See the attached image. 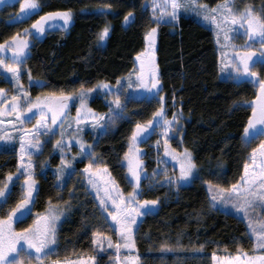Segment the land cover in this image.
<instances>
[{"label": "trees", "instance_id": "16d2710c", "mask_svg": "<svg viewBox=\"0 0 264 264\" xmlns=\"http://www.w3.org/2000/svg\"><path fill=\"white\" fill-rule=\"evenodd\" d=\"M38 1L40 10L22 20L19 27L6 31L0 40H9L17 34L31 36L23 63L32 74L40 76L37 79L41 85L36 88L41 90L47 89L48 81L52 90L75 94L101 80L115 82L136 66L135 59L147 42L148 29H158L155 59L159 64L162 91L167 98L176 97L177 110L181 113L177 137L180 142L176 143L191 151L197 174L190 185L145 190L143 195L157 199L160 205L156 212L141 217L134 228L136 263L215 264L214 259L219 256H238V252L253 255L255 240L250 238L244 218L210 202L217 188L228 189L244 174L253 141L247 142L242 137L257 95L254 83L221 77L213 29L187 15H180L176 24L160 26L150 19V0ZM220 1L200 0L211 6ZM237 3L241 7L254 6L264 16V0H238ZM67 9L72 10L73 19L65 35L59 31L45 36L29 32L35 19L47 12ZM129 12L134 14V19L126 23L124 16ZM105 26L109 31L101 40L99 33ZM92 104L101 113L109 111L100 98ZM140 104L126 106L122 116L109 121L104 132L92 142L96 162L106 166L115 184L124 192L131 186L122 160L133 127L143 120ZM58 139L59 135L55 134L44 139L38 154L31 156L32 168L40 180V199L48 198L65 211L51 256L58 260L93 257L95 264H117L118 255L124 259V252L119 249L117 252L115 245L101 252L93 243V233L114 241L118 234L110 225L106 211H102L90 183L74 172L59 188L51 169L45 167L59 163L54 145ZM155 139L153 132L144 142L147 173L155 166L153 153L148 152L150 142ZM7 157V151H0V177L2 170H9ZM82 163L76 165L81 167Z\"/></svg>", "mask_w": 264, "mask_h": 264}, {"label": "rangeland", "instance_id": "374dc122", "mask_svg": "<svg viewBox=\"0 0 264 264\" xmlns=\"http://www.w3.org/2000/svg\"><path fill=\"white\" fill-rule=\"evenodd\" d=\"M238 0H232V3L230 7L234 9V13L236 15H239V12L245 9L246 7H250L253 14L255 15H261V13H258L254 6H239L237 3ZM225 0L220 1L218 4H223ZM17 3V5L15 4ZM198 4H203L200 2V0H197ZM38 4L40 5V2L38 1ZM217 4V5H218ZM152 0H150V19L152 22L157 23L158 25H164V23H176L179 21V17L175 20H170L169 16L165 15L163 19L160 21H157L153 17V9H152ZM206 5V4H204ZM216 5V6H217ZM208 8L204 11L207 12L209 16L211 15H218L217 13H213L210 10L215 8L216 6L207 5ZM40 10V6L38 9L33 10V13ZM20 5L19 0H0V36L5 35L6 31H9V29H14L19 27L22 20L28 19L31 14H25L24 16L20 15ZM186 13L185 11L181 10L179 15H184ZM188 13L195 17L198 21H204V23L207 26H210L213 29V34L216 39V48L218 49L219 53V70L221 72V77H229L233 81L241 82L248 80L256 85V91L257 94L260 89L259 80L256 78H252L246 75L237 76L233 71V65L238 63L239 61V54H243L244 51H246L244 45L247 44L249 48L255 50V55L253 57V61H249V63L252 66V70L256 71L258 73L259 79H264V61L261 59V44L262 41L258 38L249 39L247 33H246V25L241 26L239 22H237L235 25L229 23L223 26H218V24H213L211 20H205L203 19V13L201 12L198 14L197 12L188 11ZM159 10L156 12V16H160ZM40 18V17H39ZM39 18L35 19L34 21H37ZM73 19V17H72ZM33 21V22H34ZM72 21V20H71ZM69 22L67 27L71 25L72 22ZM32 22V23H33ZM33 25V24H32ZM45 27L47 25L58 26L59 28H63V21L62 18L55 17L51 20H46L44 22ZM66 27V28H67ZM34 34H37V30L32 27V29L29 31ZM60 33L62 31L58 30ZM147 33V32H146ZM145 33V35H146ZM39 35L42 34V32L38 33ZM37 34V35H38ZM61 35V34H59ZM62 35H65V33ZM61 35V36H62ZM22 37H25L28 41V44L31 42V36L29 35H20ZM12 37V36H11ZM60 37V36H59ZM7 38H3V40H0V44H3L5 41H7ZM28 47V46H27ZM157 47L158 43H150L146 42L143 50L140 53V57H136L135 63L136 66L133 67L132 70L129 72L123 74L121 77H118L115 82H108L101 80L94 86H92L90 89L91 91L88 92L87 90H80L77 94L71 93L72 97L69 99L73 105H71V109L68 110V114L64 117L63 120L58 122H53L52 118L48 116L47 114L43 113V119L47 125H51V128L48 129V131H39V142L40 145L42 144V141L44 139H47L48 137L52 136V134L59 135L58 141L54 143L56 148V154L60 157L59 163L56 166L52 165H46V168L51 169V174L55 178L56 185L60 188L62 187L67 179L74 174V172H79L81 176L85 177L86 180L90 183L92 191L95 192L99 202L101 200H106L108 207L105 209L106 213H110L112 211H116L115 206H112L111 199H108L109 196H111L113 199H116L118 204H122V208L127 211H131L133 208H135L137 205H139L140 201H152L155 200L157 203L155 205H146L141 206L139 208L138 213H133V216L135 217L136 223L133 224L132 229V243L133 241V232L134 228L137 226V224L140 222V218L143 217L145 214L156 212L159 209L160 202L155 198H147L143 195V192L145 190H150L154 188H161L162 186L166 187L167 189H176L178 186L183 185H190L193 181L194 177L197 174V167H195L193 171V175L189 177L187 180H185L182 183H168L166 182L167 178L179 176L180 172V165L182 162V154L185 150V148L181 145H177L176 142L179 141L177 139L179 133V124L178 120L175 121L169 128V134L167 136L163 135V129L160 124H157L155 127L149 126V129H146L144 133H141L140 136L137 138L135 144L132 143V138L129 139V146L126 151V153L132 152L135 154V156L142 162L140 165L142 173H147L144 163V156L146 154L145 152V145L144 142L147 141V139L151 136V134L154 132L156 141H151L148 146V152L151 154V158H153L155 162V166L149 170L147 179H143L140 182L139 185V191L137 192L135 196V203L128 204L123 202V197H127V195L133 191V185L130 183L131 188L124 192L121 190L119 186H117L112 178V176L109 175V172L107 171V168L105 166L99 165L96 162V155L93 154L92 148H93V141L97 140L99 136L104 132L106 129V126L109 123L108 119V112H100L98 109L93 107L90 103V100L93 97L102 99L103 103L106 105L107 109L109 110V101H112L115 99L117 95H119L120 100L123 104V107L117 112L112 113V119L121 117L122 111L125 109L126 106L132 107L135 105V103H141L140 104V110L139 113L142 117V121H140L141 124L146 123L148 120L153 119V113L157 110V108L161 107V100L160 97H163V106L165 108V118L171 120L172 115L174 112H178L177 106H176V97H168L163 94V87L161 84V78L159 73V64L157 60L155 59L156 53H157ZM12 45L9 44L6 46L5 49H0V56H3L5 63H13L11 61L12 51H11ZM7 49V52L4 53V51ZM27 48L25 50V55L27 52ZM154 53V57L151 55ZM150 58V59H149ZM155 59V60H153ZM141 62H146L149 64V67L147 70L154 64L158 73V79H159V92L153 96L152 93H150L148 90L143 88H136L134 85L137 83L135 73L140 70V64ZM19 67V81L11 78V73L7 72V70L0 65V79H4L6 81L7 85H10L12 87V93L7 95L5 98H12L13 96L22 97L23 93H27L30 99H27V102H21V117H16L15 112H13L12 116H6L2 112L0 113V137L2 136H10L11 139L5 140L0 138V151H7L8 152V165L7 169L9 170H2L3 176L0 177V186H3L5 183H7L8 188L10 191H8V196L6 200L4 198H0V217L6 216L7 212L16 205V203L24 198L25 195V180H22L24 178V174H22L23 167L29 163L28 156L21 155V135H23L25 132H31L33 127L37 125V121L42 118V113L40 112V109L44 106L41 104H45L46 102H49L51 100L56 99H48L49 94H55L56 96H59L61 92L66 93L64 90H54L53 92L51 90H47L46 88H36V84L30 82L35 81L34 78L40 77L38 75L32 74L30 71H27V67L24 63H21L18 65ZM147 72V71H146ZM231 74V75H230ZM121 81V84H117V80ZM3 81V80H2ZM107 82L111 86V91L108 88H101L98 85L100 83ZM17 83H19V87L17 86ZM132 85V86H129ZM119 90V91H117ZM52 93H49V92ZM155 91V90H153ZM84 92L83 100L84 104H81V95L80 93ZM2 95H0L1 99ZM257 95L253 98V101H255V98ZM148 98V99H147ZM146 100V101H143ZM168 101V102H167ZM4 102H6V99H4ZM28 104H39L40 108H33L36 111L34 112V116L31 117L30 114L26 112L24 113V109L28 107ZM113 108H115V105H112ZM167 107V109H166ZM80 109V112H77V109ZM91 109L92 112L96 114L97 117L100 116V114H104V119L98 120L97 122H93V118L88 115V110ZM153 111V112H152ZM37 112L39 114H37ZM152 114L150 115V113ZM28 114V115H27ZM36 114V115H35ZM150 115V116H149ZM58 118V117H57ZM59 119V118H58ZM111 119V121H112ZM7 121H11V125L7 123ZM139 122V121H138ZM137 124V123H136ZM135 124V126H136ZM135 126L133 127V130L135 129ZM54 129V132L52 131ZM245 133L243 134V136ZM37 138L36 134H32L29 137L25 138V143H27L28 139L35 140ZM167 140V147L168 151H165V143L164 141ZM264 140V135L254 136L250 140H246L247 142L253 141V148H257V159H256V167H253V161L251 158V153L248 155L249 161H248V171L251 173H256L258 171V166L261 162V159H264V157H261L259 152V144L260 141ZM62 141V147L64 150V159L67 161H70L67 165H62L61 163V147L57 146L58 142ZM80 142L84 143V149L80 147ZM180 142V141H179ZM131 146V147H130ZM42 147V145H41ZM41 149V148H40ZM40 149H37L32 153V155L37 154V152L40 151ZM85 149H89L90 152L88 155H83ZM192 154V153H191ZM173 156L176 157V159H173ZM15 159L13 162L10 160ZM193 158V156H192ZM23 160V163H22ZM81 167H78L76 165L77 162H82ZM194 161V159H193ZM32 163V160L30 161ZM122 163L125 164L126 167V175H128V180L130 177V173L128 171V157H124L122 160ZM91 164L92 165V171L89 173H86L84 171L85 165ZM194 164L196 166V163L194 161ZM60 169L58 172L57 169ZM20 169V171H18ZM69 169H74L73 171H69ZM245 170V168H244ZM6 172V173H5ZM8 173H13L12 179L8 180L7 176ZM245 174V171H244ZM243 174V176H244ZM33 175L37 181V185L39 187L40 180L39 178H36V173L33 170ZM59 176V181L57 177ZM91 177V180L89 179ZM241 179V178H240ZM36 187V188H38ZM210 188V185H208ZM36 188L33 189V191H36ZM230 188V187H229ZM228 188V189H229ZM143 189V192H142ZM227 190V189H226ZM119 191L121 193L120 196L116 195V192ZM217 194L216 191L214 194ZM48 198H44L42 207H39V209L30 210V215L26 214L24 219L22 221H27V226L22 225H12V228L15 231H19L21 228H26L29 225H34L35 222L33 221L34 218L43 217V214L48 215L50 211H55L58 219L55 221V227H54V245L57 241V230L62 223V220L65 215V211H63L62 207L56 205L51 200H47ZM223 199V197H222ZM42 201V200H41ZM216 205H218L223 210L229 212H233L235 215H238L239 217H243L246 225H248V219L244 217V209L241 208L238 204H236L235 199L229 201L226 204L221 205L220 201H216ZM29 206V202L25 207ZM20 211H23L21 209ZM249 214L252 216L253 219L256 217H259L260 219H264V208H261L259 205L250 208ZM110 220V225L116 230L115 221L111 220V217L108 215ZM14 219L12 223H14ZM32 222V223H31ZM42 223V221H41ZM249 230V229H248ZM117 238L115 241L111 239L110 237H105L103 234H97V242L95 243L98 247L99 251H104L108 247L115 245L116 250L118 252V249L121 252H124V259L121 258V256L118 255L117 257V264H137L136 263V255L133 249L135 250V247L129 250L128 248L124 247V244L126 243L125 240L121 237L119 232L117 231ZM117 242L120 244V248H117ZM21 244L23 242L21 241ZM56 247V245H55ZM52 245H49V248H51V251H48L46 255L42 256L39 261H37L35 258L28 261L25 259V264H53L54 261H60L61 264H95L93 257H80L75 260H58L54 259L51 255L53 250L55 249ZM32 253L35 252L34 249L30 250ZM259 253H253V255H258ZM252 256V255H249ZM238 259V256H219L215 258V264H231V262H234ZM246 259V257H245ZM126 262V263H125Z\"/></svg>", "mask_w": 264, "mask_h": 264}, {"label": "snow or ice", "instance_id": "6c2138e0", "mask_svg": "<svg viewBox=\"0 0 264 264\" xmlns=\"http://www.w3.org/2000/svg\"><path fill=\"white\" fill-rule=\"evenodd\" d=\"M231 3L232 0H225L223 4H218L215 8L210 10L211 12L217 13L218 15L214 14L211 16H209L207 12L204 11L208 8V6L204 4H198L197 0H152L151 6L153 9V17L157 21L163 19L165 15L169 16L170 20H175L178 16V13L183 10L185 12H197L198 14L202 12L203 19H210L213 24H218V26H223L229 23L235 25L237 22H239L241 26L246 25V33L249 39L251 40L258 38L262 41L260 52L261 59L264 61V16L253 14L250 7H246L239 12V15H236L234 13V9L230 7ZM19 5L21 16H24L25 14H31L33 10L38 9L40 6L38 4V0H19ZM105 7L110 8L111 5H105ZM157 10H159L161 14L160 16H156ZM55 17L62 18L63 26L67 27L69 22L72 20L73 13L71 9L47 12L37 21H34L32 27L37 30V34L39 32H43L45 28L44 22ZM133 19L134 14L131 12L126 13L124 16V21L126 23L132 21ZM108 31V27L105 26L99 33V38L102 40L108 34ZM156 31V27H151L148 29L146 33V39L150 43H154ZM9 44L12 45L11 61H13V63H5L3 56H0V65H2L7 70V72L11 73L12 79L18 82V65L23 62L28 41L25 37H22L18 34L13 35L9 38V40L5 41L3 44H0V49H5ZM244 47L246 51H244L242 55L239 53L237 54L239 56V61L233 65L232 71L237 76L246 75L259 80L260 89L255 101L251 104V114L248 116L247 123L244 127L245 135L242 137L245 140H250L254 136L264 135V79H259L258 73L252 70V66L249 63V61H253V63H255L253 60L255 50L249 48L247 44H245ZM137 57H140V53H137ZM135 77L137 83H135L134 86L136 88L146 89L152 93L153 96L159 92L158 73L154 64L146 72L145 65L143 62H141L140 70L135 73ZM30 82L36 84L37 86L41 85L40 81ZM117 84H121L119 79L117 80ZM17 86L19 87V83H17ZM98 86L101 88H108L111 91V86L107 84V82L100 83ZM4 91V89H0V93H3ZM87 91L90 92L91 89H88ZM84 94V92L80 93L81 104H84ZM71 97V93L61 92L59 96H56L55 94H49L48 99L58 100L59 108L63 109L66 107L67 102ZM11 99V108L14 110L16 117L19 118L21 117V110L18 106V101L22 100L23 102H27V99H30V97L27 93H23L22 97L13 96ZM160 100L161 107L157 108V110L153 113V119L148 120L144 124L139 122L136 124L135 129L131 134L133 144H135L137 138L141 133H144L146 129L151 130L149 126L155 127L157 124L162 126L163 135L167 136L169 134L170 126L180 118L181 113L179 112H174L171 120L165 118L166 110L163 106V97H160ZM109 105L108 119L111 121L112 113L117 112L118 114L117 110L123 107L119 95H117L114 100L109 101ZM112 105H115V108H113ZM33 108H40V105L28 104V107L24 109V112H28ZM0 111H3V109L0 108ZM40 111L42 113V118L37 121V125L33 127L30 133L25 132L23 135H21V155L23 156L26 154L29 159V163H27V165L24 166L22 170L25 180V195L22 200L18 201L16 205L7 212L6 216L0 217V264H25V259L30 261L33 258L39 261L42 256L46 255L48 251H51L49 245L55 247L53 243L54 227L55 221L58 219L55 211H50L46 216L38 217L37 222H35V226L29 225L26 228H21L19 231H15L12 228V221L14 217L19 221L22 220L26 214H28L29 209L25 208V205L28 204L29 198L33 196V189L38 187L37 181L33 175L32 163L30 162L31 156L34 151L41 148L38 139V130L48 131V129L51 128V125H47L43 119L44 109L41 108ZM77 112H80L79 108L77 109ZM88 115L93 118L94 123L98 120L104 119V114H100V116L97 117L91 109L88 110ZM52 120L53 122L56 121L55 110L53 112ZM7 123L11 125V121H7ZM52 131L54 132V129H52ZM32 134H36L37 138L35 140L28 139L27 143H25V138L31 136ZM0 138L5 140L11 139L10 136H2ZM164 143L165 151L167 152L168 141L165 140ZM61 145L62 141L57 143V146L61 147V163L62 165H67L70 163V161L64 159V150ZM80 147L84 149L85 146L83 142H80ZM258 148L261 157H264V140L260 141ZM89 152V149H85L83 155H88ZM125 156L128 157V171L130 173L129 183L133 185V191L130 192L127 197H123V202L133 204L135 203V196L140 190V182L143 179H147L148 174L142 173L140 167L142 162L135 156L134 153H125ZM251 158L253 161V167L255 168L257 148L252 149ZM173 159H176V157L173 156ZM195 167L196 166L194 164L191 151L189 149H185L182 154L179 176L167 178L166 182H184L193 175ZM248 168L249 165L246 163L244 176H242L241 179L235 184L231 185V187L227 190L217 188V194L212 195L210 201L213 206H218L216 205L217 200H219L221 205H223L235 199L236 204L245 210L244 217L248 219L247 227L249 229L250 238L255 240V243L253 244V253L258 252L259 254L249 256L247 252H238V259L234 262H231V264H264V219H260L259 217L253 219L249 214V209L257 205H259L261 208H264V159H261V162L258 166V171L256 173L249 172ZM73 170L74 169H69V171ZM18 171H20V169H18ZM57 171L59 172L60 169L58 168ZM84 171L86 173L91 172L92 165H85ZM12 176L13 173H8L7 179L11 180ZM57 179L59 181V176ZM89 179L91 180V177ZM8 191H10V189L8 188L7 183H5L3 186H0V198H4V200H6ZM209 191H212L211 186ZM69 195H72V193L70 192ZM116 195L120 196L121 193L117 191ZM108 199H111L112 206H115L116 208V211H112L108 213V215L111 217L112 221L116 222V230L126 242L124 247L131 250L135 247L134 243L131 242L133 224L136 223L133 213H138L141 206L155 205L157 201H140L139 205H137L131 211H127L122 208V204L117 203L116 199H113L111 196H109ZM100 204L102 211L108 207L106 200H101ZM21 209H23V211H20ZM21 241L23 244H21ZM96 242L97 234L93 233V243ZM119 247L120 244L117 242V248ZM32 249L35 250L34 253L30 251ZM53 264H61V262L54 261Z\"/></svg>", "mask_w": 264, "mask_h": 264}, {"label": "flooded vegetation", "instance_id": "af4514ba", "mask_svg": "<svg viewBox=\"0 0 264 264\" xmlns=\"http://www.w3.org/2000/svg\"><path fill=\"white\" fill-rule=\"evenodd\" d=\"M58 30H60V31H62L63 33H67L68 32V30H69V27H63V28H59L58 26H53V27H51L50 25H47L45 28H44V31L42 32V34H43V36H45V35H50V34H54V32L55 31H57L58 32ZM157 38V37H156ZM154 42H157L158 43V40H156L155 39V41ZM150 59V58H149ZM144 65H145V71H147V68L149 67V64L148 63H146V62H144ZM36 81H41L40 79H37L36 78ZM49 85V81L47 82V89H49V90H51L52 92L54 91V90H52V89H50V87L48 86ZM94 86V85H93ZM49 92V93H52V92ZM66 93H72V92H70V91H67ZM96 98L97 97H93L91 100H90V103H91V105L93 106V107H95V105H93L92 104V101L93 100H96ZM100 103H98V104H96L97 106L99 105ZM41 105H43L44 107L42 108V109H44V111H43V113L44 114H47L48 116H50L51 118H52V116H53V112H54V110H55V114H56V121L55 122H58V121H61V120H63L64 119V117L68 114V110L69 109H71V105H73L72 104V102L70 101V100H68V102H67V105H66V107H64L63 109H60L59 108V101L58 100H51V101H49V102H46L45 104H41ZM96 109H97V107H95ZM36 111V109L34 110V109H31L30 111H28L27 113L28 114H30L31 115V117H33L34 116V112ZM39 113H41V111L39 112ZM38 112H37V114H39ZM27 114V115H28ZM36 115V114H35ZM59 119H58V118ZM22 180H24V178H22ZM39 187L38 188H36V191H33V196L32 197H30L29 198V206L27 207H25V208H27V209H29V212H28V214L30 215L31 213H30V210H34V209H39V207H42V204H43V201H41V199H40V194H39ZM29 215H28V217H29ZM43 216H46L45 214H43ZM25 217V216H24ZM26 217H27V215H26ZM28 217H27V219H28ZM39 217V216H38ZM38 217L37 218H34V220L33 221H36L37 222V220H38ZM22 220H25L24 218L22 219ZM22 220H17L16 218L14 219V223H12V225L14 226H18V225H22V226H27L28 225V223H27V221H22ZM32 223V222H31Z\"/></svg>", "mask_w": 264, "mask_h": 264}, {"label": "crops", "instance_id": "0c3cea01", "mask_svg": "<svg viewBox=\"0 0 264 264\" xmlns=\"http://www.w3.org/2000/svg\"><path fill=\"white\" fill-rule=\"evenodd\" d=\"M204 4V3H203ZM207 5V4H206ZM216 6V5H214ZM180 13V12H179ZM184 15L186 16H191L188 12L184 13ZM180 15L178 14V17ZM180 18V17H179ZM178 18V19H179ZM195 18V17H193ZM196 19V18H195ZM177 23V22H176ZM174 23V24H176ZM7 52V49L4 51V53ZM25 66L27 67V64L25 63ZM28 68V67H27ZM27 71H30L29 68L27 69ZM31 72V71H30ZM4 81V79H2ZM2 80L0 79V89H4L5 91L3 93H0V95H2L1 99H0V108L3 109V111H0V113L2 112L3 114H5L6 116H12L14 110L11 108V104H12V99L11 98H5L7 95H9L10 93H12V87L10 85L6 84V81L3 83ZM162 84V83H161ZM163 87V84H162ZM4 99H6V102H4ZM18 106L21 109V102L18 101ZM167 109V107H166ZM26 114V112H24Z\"/></svg>", "mask_w": 264, "mask_h": 264}, {"label": "water", "instance_id": "95a60500", "mask_svg": "<svg viewBox=\"0 0 264 264\" xmlns=\"http://www.w3.org/2000/svg\"><path fill=\"white\" fill-rule=\"evenodd\" d=\"M157 29V28H156ZM157 32H158V29L156 31V35H155V39H156V36H157ZM146 39V38H145ZM147 40V39H146ZM148 41V40H147ZM155 41V40H154ZM149 42V41H148ZM152 57H154V54L151 55Z\"/></svg>", "mask_w": 264, "mask_h": 264}]
</instances>
